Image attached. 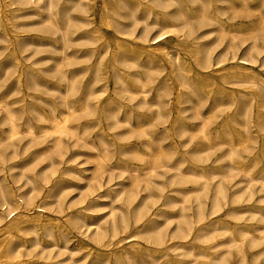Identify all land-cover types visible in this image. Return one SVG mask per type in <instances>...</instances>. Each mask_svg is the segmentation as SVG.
I'll return each instance as SVG.
<instances>
[{
    "label": "rangeland",
    "instance_id": "rangeland-1",
    "mask_svg": "<svg viewBox=\"0 0 264 264\" xmlns=\"http://www.w3.org/2000/svg\"><path fill=\"white\" fill-rule=\"evenodd\" d=\"M104 1L84 0L91 7L90 13L95 18L94 24L100 27L104 34V39L109 44L107 59L105 60L107 78L105 82L99 81L95 84L96 97L92 102L96 109L101 110L104 105L103 102H106L109 97L114 96L123 104V110H121L120 116L125 117L127 111L131 113L129 121L128 123L120 124L115 129H111L110 124H113V120L108 121L103 117L100 121H97L87 113H79L80 115L77 114L71 117L69 121L71 126L77 128L78 133L69 132L63 136V145L59 149H53L49 154H41L47 145H54L56 135L41 134L44 126L45 128L50 127L51 122L42 118L39 112L41 111L46 116L53 118L54 115H61L63 112L70 113L71 109L76 108L77 105V102H68L66 104L64 101V96L68 94V82L60 79L59 73L55 72V66L57 62L61 61L64 65L63 69L71 74V70L75 67L78 68L80 64H74L72 61L66 60L65 56L72 54L74 48H82L84 45L77 43L74 39L78 35L76 26L70 25L67 37L63 39L60 30L42 21V16H47L46 4L49 0H40L36 4H22L14 3V0H0V98H4L8 103V107L16 111L17 117L20 118L22 129H26L30 124H33L36 134L38 133L37 135H40L38 138H33V136H30L24 131L21 135L22 137L20 136L10 140L8 138L10 125L2 122L5 108L3 105H0V187H5L11 194L13 193L14 199H19L24 194L33 192L31 194L33 201L29 204L24 203L23 210L21 208L12 210L11 206L3 204L0 193V213L4 217L0 222V264H114L117 255L125 257L127 251L144 254L152 250V248L168 251L171 255H175V252L169 246L179 240L172 239L165 246H155L150 242L149 237L141 232L144 227V222H135L134 216H132L133 206L129 205L126 201V196L132 183L131 170L136 168L143 170V167H152L154 163H152L151 157H147L142 161L138 156L131 153H127V155L122 154L121 145L126 147L132 144L142 151H146L147 147L145 143L148 139L136 130L132 132L133 135H127L128 138L118 139L116 135L118 132H128L138 126V124L143 125L144 129L149 133V136H151L150 138L154 140L152 142V148H156L159 144L157 140L163 138L161 142L167 150L163 158L165 159L167 154L175 153L174 160L181 159L182 157L189 158L188 151L194 148L198 141L205 143L203 136L197 133L198 137L191 140L188 146H185L184 142L188 141L194 132L188 131L182 137L173 129L172 121L178 119L177 116L183 111V107L192 106V103L187 101V97L196 99L193 95H188L185 98L178 96L181 91L188 88L181 84L176 73L172 70L173 66L169 60L171 58L170 55L173 53H177L180 58L187 60L191 67L190 77L198 83L200 88L207 89V80H209L213 81L211 90H216L219 85H223L236 92V105L219 109L214 118L207 120V128L212 132L215 131L216 127L221 128L223 121L229 118V114L232 112L236 113L240 108L238 118L229 119L231 127L233 126L232 128L236 131H234V139L238 141L237 133L239 131L244 132L245 129L237 121L238 119L245 120V116L243 115L244 110H246L245 105L249 103L250 107H247L249 110L247 127L252 132V139L249 144L251 146L256 140L257 147L251 153L247 152L245 148L236 149L234 157L238 158L240 155L247 156V158L260 157L261 161L255 167L254 171L257 172L259 168L264 169V155L259 149L264 141L263 133L260 131L256 117L254 116V112L258 110V95L262 87L252 83H225L221 79V71L217 70V67L227 68L238 65L241 61L240 58L244 57L250 62V67L264 79V39L256 33L252 35H236L234 39V34L232 33H228L223 37H221L218 31H214L210 35L204 34L208 29L219 28L220 23L224 21H228V29L230 30L243 21L245 24L242 28L245 29L247 25L252 24L256 16H237L230 20L229 18L233 14L232 10L227 8L224 11L223 9L217 14V22L207 20L206 24L201 26L200 24L198 25L199 22L197 20L191 21V24L197 29L191 36L187 35L186 29L188 27L184 25V20L179 17H174L171 21H168V25L166 22L162 23L161 21V24H155L152 27L149 37L145 40L141 39L140 33L142 31L141 28L144 26L143 22L139 23V27L134 36L122 35L113 27L112 31H108L106 29L107 25L102 18ZM250 1L252 3L258 2L257 0ZM64 3H66V0H59L58 5L53 8V11L57 12L56 22L62 27L67 23L62 7ZM216 4L220 3L213 1L209 9L215 11ZM155 10L164 14L165 17L170 16L168 13L170 8L161 9V7L156 6ZM263 11L264 5L262 6ZM70 13L75 14L76 12L70 10ZM108 14L114 16L111 12H108ZM151 17L153 18V15ZM163 33L167 39L164 38L159 43L154 44L153 38ZM192 39L213 42V66L203 69L193 61L189 51L192 46ZM119 40L128 41L129 46L134 48L153 50L162 59L164 64L163 69L155 72L156 78L154 82H150L144 89H150L149 98L154 100L156 95L155 84L159 80L168 78L172 93L167 107L171 111V117L167 118L166 121L164 119L158 120L155 117L158 111L156 105L151 103L146 107H139L138 101L142 98L141 92H138L134 99H131L126 93L116 94L115 90L116 88L119 90L120 83L115 82V76L111 69V57L119 50ZM253 41H256L259 45V49L254 53V56H257L256 62H253L252 58L246 55L247 49ZM143 57L144 55H142ZM94 61L95 58L92 59L91 63ZM81 65L86 66L87 64L82 62ZM116 65L121 69H125L123 65ZM29 68L33 69V74H36L41 79L42 84L31 85L28 83L27 79L29 77L32 78L33 75L31 71L27 72ZM138 70L142 73L141 77H146L142 68H138ZM203 71L205 72L203 73ZM91 75L92 73L90 71H85V73L81 74L80 92L71 95L73 100L78 101L77 97L84 90V86ZM18 76L19 83L16 81ZM129 78H132V76ZM28 84L30 87H28ZM136 88L139 91L143 89L140 83L137 84ZM239 91L251 92L255 96L246 102L244 99H241ZM21 99L23 100L21 101ZM209 102L210 100L202 108L203 117H206V113L210 108ZM22 103L24 104L23 108L21 107ZM144 112L145 115L139 116L140 113ZM190 113L192 114L191 110L187 111L186 115H191ZM182 114L185 115V113ZM202 120L204 119L193 117L185 118V122L191 128H197ZM85 125H90L88 132L85 134L79 133L83 131ZM167 128H169L168 132L170 136L165 137V130ZM98 133L103 134L107 139L109 142L108 149L111 150V155L106 160V165L103 169H99V163L96 159V155L100 153L97 147L99 145ZM173 141L177 146L176 150L171 145ZM89 145L90 147H88ZM212 147V149L207 148L202 152L203 156H206V154L211 155V159L207 162V165L202 166L208 171L211 170V166L217 164L216 159L221 157L230 146L226 145L220 148L217 144ZM120 159L124 161L120 162ZM219 164L225 169L233 168V179L229 182L225 179V182L228 183L229 194H232L233 190L238 187L254 193L250 200L242 201L241 203H231L228 207H240L244 205L247 208L254 204H260L259 199L264 195L263 180L261 178H257L258 176L256 175L254 176L256 179L252 180L248 172L245 169H240V165L233 163L229 157H224ZM167 170L165 167H158L157 171L164 174L157 175L154 173V175L151 173L152 175L148 179L150 180L153 191L161 183L165 186L168 185L165 189L166 194L172 193L177 195L172 189L176 187V184L170 185V172ZM163 171H167V173ZM217 179L218 177L210 180V190L214 189V184ZM158 183L159 185H157ZM201 184H198V186H201ZM186 186L188 188L196 187L191 182L187 183ZM135 189L138 192V201H141L148 194V191L144 188L143 181L138 182ZM212 193L210 191L208 197L212 196ZM190 198L194 199V195L191 194ZM13 207H15V204ZM178 207L174 210L173 214L179 212ZM154 211H158L157 207ZM189 213L194 215L193 210H190ZM247 215H250V213H247ZM217 216L228 220L231 224H235L236 222L235 219L226 216L225 213ZM5 217L16 220L21 224H26L29 218H33L34 221L39 223L38 230L20 231L15 225L7 226L8 221ZM111 221L112 223L113 221L114 223L116 222L115 225L119 229L117 230L118 232L114 233ZM161 221H164L163 218ZM248 222L254 223V227L263 225L257 221L249 220ZM174 223L175 221L167 229L172 230ZM48 225L51 227L52 233L45 229ZM225 239L226 235L220 234L215 242H222ZM213 243H199L197 250L205 249L208 252L220 251V247L212 248ZM134 245L137 246L133 247ZM158 250L156 252H159ZM248 256L251 260V252H248ZM236 262L237 257H232L228 264H236Z\"/></svg>",
    "mask_w": 264,
    "mask_h": 264
},
{
    "label": "bare ground",
    "instance_id": "bare-ground-1",
    "mask_svg": "<svg viewBox=\"0 0 264 264\" xmlns=\"http://www.w3.org/2000/svg\"><path fill=\"white\" fill-rule=\"evenodd\" d=\"M39 1L40 0H14V3L36 4V2ZM213 1H217L220 3L216 4L215 11L209 9L210 4ZM257 1L258 2L252 3L250 0H105L102 18L104 23L107 25L106 29L108 31H112L113 27L120 34L126 36H134L137 28L139 27V23L143 22L144 26L143 28H141L142 31L140 33L142 37L141 39L146 40L149 37L152 27L155 24L166 22V24L168 25V21H171L174 17H179L180 19L182 18L184 20V25L188 27L186 29L187 35L191 36L197 30L191 24V21L197 20L199 22L198 25L200 24L201 26L206 24L207 20L217 22V14H219L223 9L225 11V9L229 8L233 12L231 18H229L230 20L236 18L237 16L251 17L255 15L256 18L253 19L252 24L247 25L245 29L242 28V26L245 24L243 21L236 25L232 30L228 29V21H224L220 23L219 28L208 29L204 33L205 35H210L214 31H218L221 37L227 35L228 33H232L234 34V39L236 35H252L256 33L264 39V11L262 12L264 0ZM58 3L59 0H49V2L46 4L47 16H42V21L44 23H49L51 24V27L60 30L62 32L63 39H66L67 37L69 26H76L78 35L74 39L77 41V43L84 46L82 48H74V52L72 54H67L65 56L66 60L72 61L74 64H80L78 68L75 67L71 70V74L63 69V62H57L55 66V72L59 73L60 79L66 80L68 82V94L64 96V101L66 102V104L68 102H77V105L76 108H70V113L63 112L61 115H54L53 118H50V116H46L41 111L39 112L42 118L51 122L50 127L45 128L44 126V130L41 131V134L56 135L54 145H47V147L42 150L41 154H49L53 149H59L63 145V136L68 134L69 132L75 134L78 133L77 128L71 126L69 121L71 117L77 114L80 115L79 113H87L97 121H100L103 117L108 121L113 120V124H110L111 129H115L122 123H128L129 116L131 114L127 111L125 117L120 116V112L121 110H123V104L114 96L109 97L106 102H103L104 105L101 110H98L94 107L92 101L96 97L95 84L99 81L105 82L107 78L105 60L107 59L109 44L104 39V34L100 27L94 24L95 18L93 14L90 13L91 7L89 3L84 2V0H66V3L62 5L67 20V23L64 27L56 22L57 12L53 11V8L56 7ZM156 6L161 7V9L170 8V10L168 11L170 16L165 17L164 14L155 10ZM70 10H73L76 13L71 14L72 12L70 13ZM108 12L113 13L114 16H110ZM151 15H153L154 19L151 17ZM164 33L155 36L153 38V43L157 44L162 39L166 38ZM192 41V46L190 47L189 51L193 61L203 69H207L213 66V42H203L199 39H192ZM19 42H21V40H19ZM118 46V52L111 57V69L113 70L115 76V82L120 83L119 90L117 88L115 90L116 94L126 93L131 99H134L136 98L137 93L141 92L142 98L140 99V101H138L140 105L139 107L143 108L151 103L153 105H156L158 107V111L155 117L158 120L164 119L166 121L167 118L171 117V111L167 107L170 100V95L172 93L168 78L159 80L155 84L156 95L154 100L149 98L151 92L150 89H144L150 82H154L156 78L155 72L161 71L164 67L159 54H156L153 50L150 49L144 50L142 48H134L132 46H129L128 41L123 40L118 42ZM258 49L259 45L256 41L251 42L250 46L247 49L246 55L250 56L253 62L257 61V56L255 57L254 53ZM142 55H144L143 58ZM170 57L171 58L169 61L172 63L173 72L176 73V76L180 80L181 84L188 88L184 91H181L178 96H183L185 98L188 95H193L196 97V99L187 97V101L191 102L192 106L183 107V111H181L180 115L177 116L178 119H174L172 121L173 129L182 137L188 131L194 132L192 136H190V139L184 142L185 146H188L191 140L198 137L197 133L203 136V138L205 139V143L198 141L195 144V147L188 151L190 155L189 158L182 157L181 159L174 160L175 153L167 154L165 159L163 158L165 152L167 151L166 147L161 142V140L163 141V138H159L157 140L159 141L158 146L156 148H152V142L154 140L153 138H150L151 136H149V133L144 129L143 125L138 124V126L134 127L128 132H118L116 133V135L118 139H124L128 138L127 135L129 134L133 135L132 132H134V130L139 131L141 135L147 137L148 139L145 143L147 150L142 151L132 144L126 147L121 145V153L124 155H127V153H131L138 156L140 159H142V161L147 157H151L150 159L152 163H154L152 167H143V170L140 168L131 170L132 183L130 184L129 192L126 196V201L129 205L133 206L132 216H134L135 222H144V227L141 232L147 235L150 242L155 246H165L167 245V242L172 239H178L179 241L169 246V248L175 252L174 256L171 255L168 251H163L161 249L158 250L156 248H152V250L144 253L146 257L142 253L136 254L132 251H127L125 257L117 255L114 264H228L232 257H237L236 264H264V195L259 199L260 204H254L253 206L247 208L244 205L240 207H228L231 203H241L242 201L250 200L253 197L254 193L247 191L244 188L238 187L233 190L232 194H229L230 192L228 193L227 186L228 183L225 182V179H227L228 182L233 179V168L231 167L229 169H225L219 164V162L222 161L224 157H229L233 163L240 165V169H245L246 172H248V174L251 176L252 180L256 179L254 177L256 175L258 176L257 178H261L263 180L264 186V169L259 168L257 172L254 171L255 167L259 165L261 161L260 157L255 156L247 158V156L242 155H240V157L238 158L234 157L236 149L245 148L247 152L251 153L257 147L256 140L251 146L249 144L252 139V132H250L249 128L247 127V118L249 116V110L247 109V107H250V105L249 103H246L245 105L246 110H244L243 114L245 116V120L238 119L237 121L239 125H242V127L245 129L244 132L239 131L237 133L238 141L234 139L235 129L232 128L233 126L231 127V122H229V119L238 118L240 108L236 113L232 112L229 114V118L223 121L221 128L216 127L215 131L212 132L207 128V120L214 118L219 109L237 104V95L235 90L226 88L223 85H219L216 90H211L213 81L209 80H207V89L200 88L198 86V83L190 77L191 67L187 60L184 58H180L177 53L171 54ZM93 58H95V61L91 63ZM240 59L241 61L238 65L230 66L227 68L217 67V70L221 71V79L225 83H252L258 84L260 85V87H262V90L258 95V110L254 112V116L256 117L260 131L263 133L264 139V79L250 67V62L246 58L242 57ZM82 62H85L87 65L82 66ZM116 64L123 65L125 69L119 68V66H117ZM138 68L143 69L146 77H141L142 73L138 70ZM29 71H31L32 74L34 73L32 68H29L27 72ZM85 71H90L92 75L84 86V90L80 93V95H78V101L73 100L71 98V95L80 92V76L82 73H85ZM204 72L205 71H203V73ZM131 76L132 78H129ZM27 80L31 85H39L41 83V79L36 74H33L32 78L29 77ZM16 81L19 83V76ZM138 83H140L141 88H143L140 89L141 91L136 88ZM29 84L28 87H30ZM239 95L241 99H244L246 102L250 101L252 97L255 96L254 93L245 91H239ZM22 100L23 99H21V101ZM151 100L154 102H152ZM209 100L210 108L206 113V117H203L202 108L204 104ZM0 105H3V107L5 108L2 122L8 123L10 125V129L8 132V138L10 140L20 137L24 133V131H26L30 136H33V138L40 137V135H37L38 133L36 134V130L33 124H30L26 129H22L20 118L17 117L16 111L8 107V103L4 98H0ZM21 107H24L23 103L21 104ZM189 110L192 111V114L190 113L191 115H186L187 111ZM182 113H185V115H183ZM143 115H145V112L139 114V116ZM187 117L203 118L204 120L199 123L197 128H191L185 122V118ZM89 127L90 125H85L83 131H80L79 133H87ZM168 131L169 128L165 130V137L170 136ZM98 139L99 145L97 147L99 148L100 153H97L98 155H96V159L99 163V169H103L105 168L106 160L109 159L111 155V150L108 149L109 142L103 136V134L98 133ZM217 144L220 148L226 145H229L230 147L224 154H222L221 157L216 159L217 164L215 166H211V170L208 171L202 166L207 165V162L211 159V155L206 154V156H203L202 152L207 148L212 149V146ZM171 145L173 149L176 150L177 146L174 141L171 142ZM92 146L94 147V145ZM88 147H90V145ZM259 149L264 155V141ZM123 161V159H120V162ZM158 167H165L168 169L167 171L170 172V185L176 184V187L172 189L177 195L172 193L166 194L165 189L166 187H168V185L165 186L161 183L160 185L158 183V188L153 191L148 177L152 175L151 173L163 175L164 173L157 171ZM167 171L163 172L167 173ZM216 177H218V179L215 181L214 189L210 190L209 182L211 179H214ZM140 181L144 182V188L148 191V194L141 201H138V192L135 189V186ZM190 182L194 183L196 187L188 188L186 184ZM200 183H202L201 186H198V184ZM210 191H212L213 193L212 196L208 197V193ZM0 193L2 196L3 204L11 206L12 210L15 208H21L23 210L24 203L29 204L33 201V196H31L33 192L30 194L28 193L29 195L24 194L23 197H19V199H14L13 193L11 194L8 189L1 186ZM191 194L194 195V199L190 198ZM14 204L15 207H13ZM177 206H179V212L177 214H173ZM156 207L158 211H154ZM190 210L194 211V215H191L189 213ZM221 213H225L226 216L235 219V224H231L228 220L217 216ZM247 213H250V215H247ZM162 218L164 221H161ZM3 219V214L0 213V222ZM5 219L8 221L7 226L15 225L20 231H36L39 227V223L37 221H34L33 218H29L26 224H21L16 220L7 219L6 217ZM249 220L255 222L257 221L259 223H262L263 225L260 227H254V223L248 222ZM124 221L126 222L125 219ZM174 221L175 223L173 229L168 230L167 228H169ZM115 223L114 221L112 223L114 233L118 232L117 230H119L117 229ZM45 229L52 233V229L49 225L46 226ZM220 234H225L226 239L222 242H215ZM211 242H214L212 248L220 247L222 250L220 249V251L214 252H208L207 250L205 251V249L200 251L197 250L199 243L207 244ZM136 246L137 245H134L133 247ZM157 250L159 252H156ZM248 252H251V260L248 256ZM190 258L192 259L190 260Z\"/></svg>",
    "mask_w": 264,
    "mask_h": 264
}]
</instances>
